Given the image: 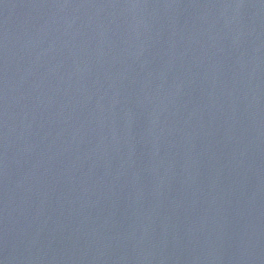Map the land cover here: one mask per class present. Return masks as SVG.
I'll return each instance as SVG.
<instances>
[{
    "label": "water",
    "instance_id": "1",
    "mask_svg": "<svg viewBox=\"0 0 264 264\" xmlns=\"http://www.w3.org/2000/svg\"><path fill=\"white\" fill-rule=\"evenodd\" d=\"M0 264H264V0H0Z\"/></svg>",
    "mask_w": 264,
    "mask_h": 264
}]
</instances>
